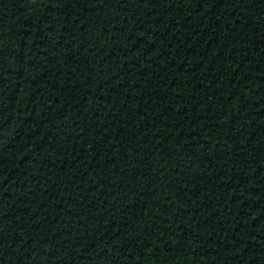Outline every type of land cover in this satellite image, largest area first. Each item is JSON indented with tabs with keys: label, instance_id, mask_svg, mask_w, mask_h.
<instances>
[{
	"label": "trees",
	"instance_id": "obj_1",
	"mask_svg": "<svg viewBox=\"0 0 264 264\" xmlns=\"http://www.w3.org/2000/svg\"><path fill=\"white\" fill-rule=\"evenodd\" d=\"M0 264H264V0H0Z\"/></svg>",
	"mask_w": 264,
	"mask_h": 264
},
{
	"label": "snow or ice",
	"instance_id": "obj_2",
	"mask_svg": "<svg viewBox=\"0 0 264 264\" xmlns=\"http://www.w3.org/2000/svg\"><path fill=\"white\" fill-rule=\"evenodd\" d=\"M101 2H103V0H101Z\"/></svg>",
	"mask_w": 264,
	"mask_h": 264
}]
</instances>
